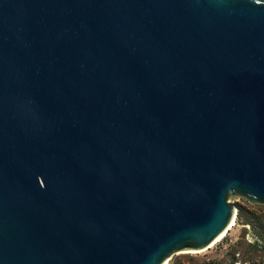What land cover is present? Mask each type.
<instances>
[{
    "label": "water",
    "instance_id": "95a60500",
    "mask_svg": "<svg viewBox=\"0 0 264 264\" xmlns=\"http://www.w3.org/2000/svg\"><path fill=\"white\" fill-rule=\"evenodd\" d=\"M264 205V0H0V264H164Z\"/></svg>",
    "mask_w": 264,
    "mask_h": 264
},
{
    "label": "rangeland",
    "instance_id": "374dc122",
    "mask_svg": "<svg viewBox=\"0 0 264 264\" xmlns=\"http://www.w3.org/2000/svg\"><path fill=\"white\" fill-rule=\"evenodd\" d=\"M232 202L236 208L234 226L219 242L201 253L175 254L169 264H264V239L252 226L256 219L264 221V205L239 197Z\"/></svg>",
    "mask_w": 264,
    "mask_h": 264
},
{
    "label": "bare ground",
    "instance_id": "6f19581e",
    "mask_svg": "<svg viewBox=\"0 0 264 264\" xmlns=\"http://www.w3.org/2000/svg\"><path fill=\"white\" fill-rule=\"evenodd\" d=\"M234 220L235 218L232 220V222L230 223V225L227 227V229L225 230V232H223L220 236H218L208 247L207 249L211 248L213 245H215L217 242H219L225 235L226 233L234 226ZM203 250L201 251H182L178 254H196V253H201Z\"/></svg>",
    "mask_w": 264,
    "mask_h": 264
},
{
    "label": "trees",
    "instance_id": "16d2710c",
    "mask_svg": "<svg viewBox=\"0 0 264 264\" xmlns=\"http://www.w3.org/2000/svg\"><path fill=\"white\" fill-rule=\"evenodd\" d=\"M239 212L240 209L238 208V213H237V217L239 216ZM252 226L254 227L255 232L264 239V221H258V219H256L255 223L252 224Z\"/></svg>",
    "mask_w": 264,
    "mask_h": 264
},
{
    "label": "built area",
    "instance_id": "2783aa9c",
    "mask_svg": "<svg viewBox=\"0 0 264 264\" xmlns=\"http://www.w3.org/2000/svg\"><path fill=\"white\" fill-rule=\"evenodd\" d=\"M164 264H169V261H166Z\"/></svg>",
    "mask_w": 264,
    "mask_h": 264
}]
</instances>
